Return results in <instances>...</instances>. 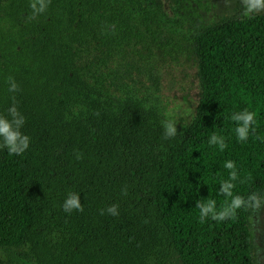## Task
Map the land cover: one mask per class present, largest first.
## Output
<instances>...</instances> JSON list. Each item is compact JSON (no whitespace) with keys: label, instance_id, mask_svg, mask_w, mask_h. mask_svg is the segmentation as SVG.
Here are the masks:
<instances>
[{"label":"trees","instance_id":"1","mask_svg":"<svg viewBox=\"0 0 264 264\" xmlns=\"http://www.w3.org/2000/svg\"><path fill=\"white\" fill-rule=\"evenodd\" d=\"M30 3L0 0V115L15 103L30 138L22 155L0 148V251L23 264H152L161 250L180 264H258L253 209L200 223L196 202L230 200L229 160L248 178L234 195L264 198V12L194 31L200 97L165 138L152 62L206 0H51L34 17ZM245 109L255 134L241 142L231 116ZM70 193L83 212L64 211Z\"/></svg>","mask_w":264,"mask_h":264},{"label":"rangeland","instance_id":"2","mask_svg":"<svg viewBox=\"0 0 264 264\" xmlns=\"http://www.w3.org/2000/svg\"><path fill=\"white\" fill-rule=\"evenodd\" d=\"M168 0H165L167 2ZM244 11L242 0H206L200 8L201 20L188 17L180 21L178 32L173 36L178 44L176 51L172 46L168 54L157 51V59L152 62L159 82V101L164 120L176 123L182 130L195 115L200 97V87L196 69V59L191 48V39L201 25L212 24L225 16ZM264 12V10L259 11ZM264 201V198L262 199ZM251 231L258 264H264V203L251 214ZM180 264L175 252L161 250L154 257L152 264ZM0 264H23L16 259L12 251H0Z\"/></svg>","mask_w":264,"mask_h":264},{"label":"clouds","instance_id":"3","mask_svg":"<svg viewBox=\"0 0 264 264\" xmlns=\"http://www.w3.org/2000/svg\"><path fill=\"white\" fill-rule=\"evenodd\" d=\"M51 0H31L30 7L33 10V17L44 13ZM244 5V15L248 16L252 13H256L264 10V0H242ZM9 91H19V86L15 82L14 78L9 77ZM15 100V97H13ZM7 116L0 115V148H7L9 155H22L30 145V138L24 134L21 129L25 124V117L20 113L15 103L7 110ZM232 121L236 123L235 133L237 139L241 142L247 141L250 133L255 134L256 114L245 109L242 112L233 113L231 116ZM165 138L175 137L177 135V125L172 120H165L163 122ZM260 137H257L259 139ZM209 144L218 146L220 151H223L227 144L225 138L213 134L209 138ZM82 158L80 154H77V159ZM224 167L229 169V178L227 180H221L219 194L223 195L230 200H226V203L221 206L220 210H217L216 201L209 199L207 201H197L196 207L199 209V221L204 223L207 218H211L215 221H225L227 219H235L238 210L241 208L247 209H259L264 203L261 197L256 193L250 194L247 199L241 195H234V188L236 187L235 181L240 179L239 173L236 170L234 161H226ZM250 178V177H249ZM246 179H240L241 183H244ZM127 190L125 189V193ZM63 209L67 213L73 211L83 212V206L79 194L70 193L64 201ZM108 214L113 216L119 215L118 206L113 204L106 209ZM105 210H101L103 215Z\"/></svg>","mask_w":264,"mask_h":264}]
</instances>
